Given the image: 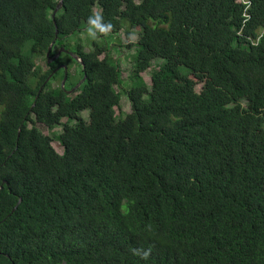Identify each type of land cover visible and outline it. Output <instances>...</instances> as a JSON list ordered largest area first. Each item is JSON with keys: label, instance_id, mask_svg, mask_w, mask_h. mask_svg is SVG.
Returning a JSON list of instances; mask_svg holds the SVG:
<instances>
[{"label": "trees", "instance_id": "16d2710c", "mask_svg": "<svg viewBox=\"0 0 264 264\" xmlns=\"http://www.w3.org/2000/svg\"><path fill=\"white\" fill-rule=\"evenodd\" d=\"M60 1L0 0V264H264V0ZM96 12L124 119L107 34L47 81Z\"/></svg>", "mask_w": 264, "mask_h": 264}, {"label": "rangeland", "instance_id": "374dc122", "mask_svg": "<svg viewBox=\"0 0 264 264\" xmlns=\"http://www.w3.org/2000/svg\"><path fill=\"white\" fill-rule=\"evenodd\" d=\"M87 29H88V27L85 28L82 32L78 33L75 37H72L69 40H67L66 44L68 45V49H69L68 51L69 52L74 53L75 49H77L78 46L85 47L86 51H89L91 49L90 45L92 44V42L94 40L97 39V36H96L95 39L90 37L88 35ZM104 39L106 41V44L111 48V52L113 53V54L112 53L111 54H112L113 58L116 59V60L121 59V62L123 64V67L121 66V70H122L121 79H122L123 82L118 87V91L121 93V102H120L119 107L116 108V115L118 117H121V118L124 119L127 116V114H129L131 112V103L128 100V98L126 97V95H125L126 91L129 90V88L132 86V83H131V81L129 79V71H130V68H131V63H130V61L127 62V58H128L127 56L133 55V49H131L129 46L130 45H134L137 42V35L136 34H132L130 36V38H129L126 35V33L124 31H122L118 35H108L107 34V36H105ZM104 39L101 38V39H98V40H100L101 42H104ZM60 49H58L56 51L55 55L58 53V51ZM54 56H52L50 58V60H47V62L51 61L52 63H54L57 60H59V59H57L55 61H52ZM60 57L61 58L57 62V66L58 65H65V66H67V68L69 67L70 72L73 75H74V73L76 75L77 71L80 70V66L77 63H74L73 61H71L65 54L60 56ZM130 60H131V58H130ZM37 62L43 67L44 70L47 69V66L45 65L44 61L39 60ZM154 69H156V68H152V70H154ZM152 70L149 69L145 73L142 74L145 82L148 85L151 84ZM62 75H64V73H62L61 76ZM57 84H58V82H54L53 83L54 86H56ZM1 113H2V108H0V117H1ZM40 130H42V132L45 135H48V131L45 128L40 127ZM53 147L59 154L63 153V149L58 143H53Z\"/></svg>", "mask_w": 264, "mask_h": 264}, {"label": "clouds", "instance_id": "9594fccd", "mask_svg": "<svg viewBox=\"0 0 264 264\" xmlns=\"http://www.w3.org/2000/svg\"><path fill=\"white\" fill-rule=\"evenodd\" d=\"M101 21H102V17H101V15L98 13V12H96V13H94L93 15H91V16H89L88 17V25H89V27H88V29H87V32H88V35L90 36V37H92L93 39H95L96 38V36H97V31L99 32V33H103V34H108L110 31H111V29H112V27H113V25L109 22V23H101ZM52 44V43H51ZM55 44H56V41H55ZM54 44V46H53V49H52V51L51 52H56L58 49H62V48H64V47H60V48H58L57 49V46ZM60 49V50H61ZM66 51H68L66 48H64ZM59 50V51H60ZM58 51V52H59ZM69 52V51H68ZM62 54H65V55H68V56H70L68 53H65V52H63ZM62 54H61V56H62ZM50 55H51V53H50ZM77 55V54H76ZM55 57V56H54ZM71 57V56H70ZM50 56L49 57H47V60H50ZM73 58V57H72ZM58 59H60V57L58 58ZM74 59V58H73ZM81 59V58H80ZM75 61H77V60H75ZM78 63H80L79 61H77ZM83 62V61H82ZM51 64V63H50ZM81 64V63H80ZM82 65V64H81ZM63 66H65V65H63ZM83 66H84V64H83ZM62 67V66H61ZM67 67V66H66ZM84 68V67H83ZM59 69V68H58ZM55 70V71H59V70H61V69H59V70ZM68 69V68H67ZM64 70V69H63ZM54 72V71H53ZM52 72V73H53ZM56 73V72H55ZM52 75V74H51ZM50 75V76H51ZM64 75H65V72H64ZM68 75V74H67ZM49 76V77H50ZM53 76V75H52ZM52 78V77H51ZM64 78V77H63ZM67 80H68V78H67ZM63 81V80H62ZM66 83H67V81H66ZM66 85V84H65ZM74 88V87H73ZM147 256V253H145V257Z\"/></svg>", "mask_w": 264, "mask_h": 264}, {"label": "water", "instance_id": "95a60500", "mask_svg": "<svg viewBox=\"0 0 264 264\" xmlns=\"http://www.w3.org/2000/svg\"><path fill=\"white\" fill-rule=\"evenodd\" d=\"M62 5H63V0H61L60 2H59V4H58V6H57V8H56V10L53 12V15H52V19H53V22H54V24H55V26L57 27V25H56V14L58 13V11L62 8ZM57 34H58V32L56 31V36H57ZM56 41V40H55ZM55 41H53L52 42V44L50 45V47H49V49H48V53H47V57H49L50 56V53H51V51H52V49H53V46H54V44H55ZM63 52H65V53H68L71 57H73L75 60H77V61H79L82 65H83V62L81 61V59H80V57L78 56V55H76L75 53H72V52H68V51H66L64 48H62L56 55H55V57H53V60L52 61H55V60H57L60 56H61V54L63 53ZM48 63L50 64V63H52L51 61H48ZM84 67V66H83ZM64 69V72H65V75H64V78H63V81H62V83H61V86H62V88L63 89H65V84H66V81H67V78H68V69H67V67L66 66H62V67H60L59 69ZM58 69V70H59ZM55 72H57V71H54L53 73H52V75H54L55 74ZM52 75L48 78V80L47 81H49L50 79H51V77H52ZM86 80V75L84 76V78L72 89V90H70L69 92H68V94H71V93H73V92H75L76 90H78L79 88H80V86L82 85V83L84 82ZM19 135H20V131H19ZM17 209V206L14 208V211Z\"/></svg>", "mask_w": 264, "mask_h": 264}, {"label": "flooded vegetation", "instance_id": "af4514ba", "mask_svg": "<svg viewBox=\"0 0 264 264\" xmlns=\"http://www.w3.org/2000/svg\"><path fill=\"white\" fill-rule=\"evenodd\" d=\"M58 66H59V67H58ZM58 66H56V68L54 69V71L57 70L58 68H60V67L63 66V65H58Z\"/></svg>", "mask_w": 264, "mask_h": 264}]
</instances>
